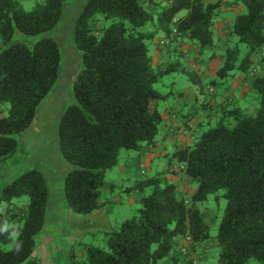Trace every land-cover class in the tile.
<instances>
[{"label":"trees","instance_id":"obj_1","mask_svg":"<svg viewBox=\"0 0 264 264\" xmlns=\"http://www.w3.org/2000/svg\"><path fill=\"white\" fill-rule=\"evenodd\" d=\"M66 1L44 0L27 11L19 0H0V105L8 104L7 114L0 117V163L15 154L16 135L31 126L57 79L61 58L53 38L42 36L30 46L15 41V34L53 30ZM153 1L88 0L75 20L73 39L82 68L73 85L75 103L58 122L60 152L73 166L65 177L64 195L75 213L90 215L100 207L105 174L118 164L121 150L139 152L156 142L162 123L158 103L164 95L155 83L174 71L197 82L179 59L154 64L148 42L161 31L171 40L195 42L200 52L214 44L221 0H172L156 14L145 8ZM233 1L245 11L231 23L235 44L225 49L216 73L219 80L236 72L249 75L264 51V0ZM182 11L186 13L180 17ZM99 20L111 23L97 32ZM249 76L259 102L254 113L230 108L233 125L220 119L176 151L170 167L195 185L189 198L179 195L164 175L139 180L135 213L105 231L103 247L87 244L82 256L72 250L68 264H158L175 260L184 239L195 245L213 237L218 264H264V68ZM210 194L226 201L214 235L199 208ZM24 196L28 202L18 212L13 201ZM47 201V183L37 169L17 175L2 188L0 264H40L31 255L45 226ZM185 249L184 256L192 246Z\"/></svg>","mask_w":264,"mask_h":264},{"label":"rangeland","instance_id":"obj_2","mask_svg":"<svg viewBox=\"0 0 264 264\" xmlns=\"http://www.w3.org/2000/svg\"><path fill=\"white\" fill-rule=\"evenodd\" d=\"M19 1L23 8L28 11L36 3L44 0ZM87 1L67 0L63 5L61 20L58 25L43 35L29 36L19 32L15 34V41H21L30 46L42 36L51 37L57 42L61 57L57 79L51 91L39 105L31 126L16 135L18 145L15 154L0 163V191L17 175L30 169L39 170L46 180L48 187L46 222L43 231L35 239V246L31 255L40 264H68V255L72 250L82 256L84 246L87 244L103 247L105 245V231L120 224L124 219L130 218L139 207L134 201L126 200L123 204L114 201L108 203L109 208L97 209L90 215H84L73 212L65 200L64 181L68 171L73 166L63 158L60 152L58 146V122L65 109L75 103L73 85L77 74L82 68V59L81 52L74 43L73 29L75 20ZM244 11L243 7L239 13L227 11L226 16L234 18ZM185 13V11H182L180 15H185ZM110 23L111 20H107L105 23L99 20L96 24V31L99 32L103 25L107 26ZM230 43L229 46L234 45L235 40L233 39ZM238 46L241 54H244L246 51L245 44L241 43ZM212 47L206 49V52L211 53L213 51ZM170 81L171 77L165 75L160 81L155 83L154 87L157 91L168 94L171 90ZM184 81L187 80L179 78L176 83L179 85L183 84ZM188 82L192 83V80L188 79ZM165 102H173V96L168 97ZM165 102H159V109L165 106ZM258 104L257 97L254 100L248 99L244 104L246 110L250 112L248 114H253ZM7 109L8 104L0 105V117L7 114ZM221 119L229 125L234 123L233 120L230 121L225 115ZM215 124L206 125L202 130H207L215 126ZM129 153L135 154V151L121 150L119 161ZM168 160L169 157L167 155L159 163H157L158 161L156 164L150 163L147 173L141 176L140 180L151 176L155 172L156 165L164 167ZM120 178L118 164L107 170L105 188L99 199L102 205L121 196L124 199L130 197L134 200V192L131 191L125 194L123 189L133 186L135 180L132 179V181L124 183ZM112 183L114 185L111 188L110 185ZM218 194L220 195L221 192ZM13 202L16 204L15 210L19 212L22 205L26 206L28 199L24 196L14 199ZM225 204V199L222 196L216 198L215 194H210L206 201L199 204L201 212L211 225V233L213 235L217 231ZM4 206V203L0 204V211L3 210ZM15 236L16 233H14ZM209 242L195 251L190 250L185 256V260L192 264H218L219 247L216 246L214 237ZM11 247L12 243L6 245L7 249ZM192 252L195 253L193 254ZM252 263L255 262L251 261L248 264Z\"/></svg>","mask_w":264,"mask_h":264},{"label":"crops","instance_id":"obj_3","mask_svg":"<svg viewBox=\"0 0 264 264\" xmlns=\"http://www.w3.org/2000/svg\"><path fill=\"white\" fill-rule=\"evenodd\" d=\"M205 1L216 2L217 0ZM171 2L172 0H154L146 4L145 7L156 14ZM241 9L242 7L236 1L221 0L219 11L214 19V44L211 53L200 52L195 42L178 38L174 40L166 38L161 31L148 42L149 55L154 64L179 59L181 68L195 73L197 82L194 83L192 81V83H189V77L182 71H174L167 74L171 77V90L168 94L160 92L164 97L159 102H165L170 96H173V102H165L166 104L162 109H159L158 103V110L162 115V123L159 127L156 142L145 146L141 151L135 152V154L129 153L125 155L118 162L120 179L124 183L132 181V179L135 180L133 186L123 189L125 194L133 191L134 200L130 197L124 199L121 196L115 200L112 199L113 201H108L105 205L101 203L99 210L109 208L108 203L114 201L123 204L126 200H129L139 205L141 191L136 189L138 181L141 176L147 173L150 163L156 164L157 161L159 163L167 155L169 157L167 164L164 167L156 165L155 172L147 178L164 175L169 182L176 185L179 195L189 198L194 192L195 185H192V182L184 173H175L170 167L171 164L176 163V151L189 146L194 137L203 131L202 128L204 126L219 122L224 115L232 121L233 117L227 114L228 109L238 108L245 114L250 113L246 110L244 104L248 99L254 100L256 94L252 88V79L249 75L260 73L263 70L264 62L262 61V56L264 51H261L254 59L249 75L236 72L223 80L216 78L217 70L224 61V51L233 40L230 36V26L235 17H227V11L239 13ZM179 78L187 81L177 85L176 80ZM210 87H213V92H210ZM184 128L187 129L186 132L183 131ZM149 190L150 188H147L146 192ZM181 245L188 246V248L192 246L191 250L195 251L205 244L193 245L184 239L181 241ZM192 253L194 254L195 252ZM174 254L176 255L175 260L165 258L158 264H190L185 260V256L179 252V249ZM252 264L259 263L255 262Z\"/></svg>","mask_w":264,"mask_h":264},{"label":"built area","instance_id":"obj_4","mask_svg":"<svg viewBox=\"0 0 264 264\" xmlns=\"http://www.w3.org/2000/svg\"><path fill=\"white\" fill-rule=\"evenodd\" d=\"M209 90H210V92H213V91H214V90H213V87H210ZM183 131L186 132L185 129H184ZM187 239H188V238H187ZM185 248H186V247H181V248H180V253H181L182 255H185L186 252H187V249H185Z\"/></svg>","mask_w":264,"mask_h":264}]
</instances>
